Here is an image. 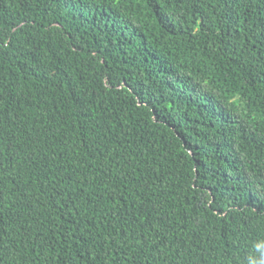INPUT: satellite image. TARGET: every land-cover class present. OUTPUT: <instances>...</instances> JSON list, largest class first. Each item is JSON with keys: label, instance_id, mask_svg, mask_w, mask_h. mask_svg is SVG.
<instances>
[{"label": "trees", "instance_id": "obj_1", "mask_svg": "<svg viewBox=\"0 0 264 264\" xmlns=\"http://www.w3.org/2000/svg\"><path fill=\"white\" fill-rule=\"evenodd\" d=\"M0 264H264V0H0Z\"/></svg>", "mask_w": 264, "mask_h": 264}, {"label": "snow or ice", "instance_id": "obj_2", "mask_svg": "<svg viewBox=\"0 0 264 264\" xmlns=\"http://www.w3.org/2000/svg\"><path fill=\"white\" fill-rule=\"evenodd\" d=\"M145 3H147V0H144ZM8 3L11 4L12 0H8ZM0 92H2V90H0Z\"/></svg>", "mask_w": 264, "mask_h": 264}]
</instances>
